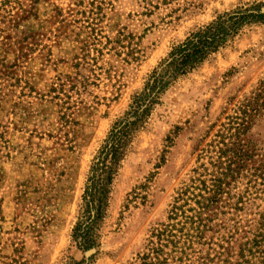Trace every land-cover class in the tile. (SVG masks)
Wrapping results in <instances>:
<instances>
[{"label":"rangeland","instance_id":"obj_1","mask_svg":"<svg viewBox=\"0 0 264 264\" xmlns=\"http://www.w3.org/2000/svg\"><path fill=\"white\" fill-rule=\"evenodd\" d=\"M261 1L0 0V264L83 257L72 235L91 166L133 97L175 46ZM249 102H264V24L246 27L161 97L113 183L94 264H129L144 251L194 171L212 169V151ZM258 114L247 133L251 170L264 162ZM249 176L216 212L215 242L253 238L264 184Z\"/></svg>","mask_w":264,"mask_h":264},{"label":"trees","instance_id":"obj_2","mask_svg":"<svg viewBox=\"0 0 264 264\" xmlns=\"http://www.w3.org/2000/svg\"><path fill=\"white\" fill-rule=\"evenodd\" d=\"M256 24H264V1L220 15L175 46L150 74L143 90L133 97L129 109L115 123L93 161L81 214L72 235L73 246L83 257L80 260L69 257L66 264H94L100 253V233L113 183L130 145L145 128L161 97L180 77L195 71L246 27ZM263 109L264 102H249L240 110L242 121L234 123V132L212 151V169L205 165L194 171L196 176L175 199L169 224L154 229L144 251L129 264H264V210L258 214L253 238L239 242L234 235L220 236L215 242L210 236L216 233V212L224 208L232 183L237 182L244 171L250 173L249 184H264V162L249 169L255 154L253 143L247 137ZM89 252L93 253L88 255Z\"/></svg>","mask_w":264,"mask_h":264},{"label":"water","instance_id":"obj_3","mask_svg":"<svg viewBox=\"0 0 264 264\" xmlns=\"http://www.w3.org/2000/svg\"><path fill=\"white\" fill-rule=\"evenodd\" d=\"M93 252H89L88 255H91Z\"/></svg>","mask_w":264,"mask_h":264}]
</instances>
